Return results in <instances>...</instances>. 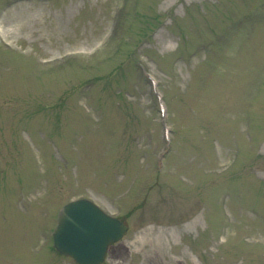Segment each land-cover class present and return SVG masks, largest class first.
Wrapping results in <instances>:
<instances>
[{
  "label": "rangeland",
  "instance_id": "rangeland-1",
  "mask_svg": "<svg viewBox=\"0 0 264 264\" xmlns=\"http://www.w3.org/2000/svg\"><path fill=\"white\" fill-rule=\"evenodd\" d=\"M78 197L104 264H264V0H0V264Z\"/></svg>",
  "mask_w": 264,
  "mask_h": 264
},
{
  "label": "water",
  "instance_id": "water-1",
  "mask_svg": "<svg viewBox=\"0 0 264 264\" xmlns=\"http://www.w3.org/2000/svg\"><path fill=\"white\" fill-rule=\"evenodd\" d=\"M126 231L119 218L88 198H78L60 209L52 234L57 250L76 263L102 264L109 246L122 239Z\"/></svg>",
  "mask_w": 264,
  "mask_h": 264
},
{
  "label": "bare ground",
  "instance_id": "bare-ground-1",
  "mask_svg": "<svg viewBox=\"0 0 264 264\" xmlns=\"http://www.w3.org/2000/svg\"><path fill=\"white\" fill-rule=\"evenodd\" d=\"M21 4H23V3L21 2Z\"/></svg>",
  "mask_w": 264,
  "mask_h": 264
}]
</instances>
